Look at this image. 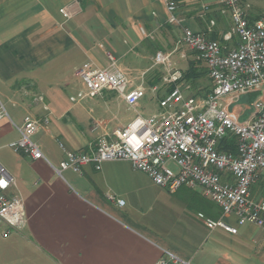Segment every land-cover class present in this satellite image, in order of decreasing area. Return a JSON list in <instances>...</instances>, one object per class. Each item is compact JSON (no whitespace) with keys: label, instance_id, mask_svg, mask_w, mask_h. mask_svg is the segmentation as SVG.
<instances>
[{"label":"crops","instance_id":"1","mask_svg":"<svg viewBox=\"0 0 264 264\" xmlns=\"http://www.w3.org/2000/svg\"><path fill=\"white\" fill-rule=\"evenodd\" d=\"M242 1L252 5V15L264 14L262 0ZM177 2L180 24L169 23L162 0H0V103L8 113L0 119V163L15 178L28 217L26 228L0 232V264H156L166 252L189 264H264V229L223 216L198 189L169 192L126 160L104 162L100 170L89 165L83 174H59L51 165L65 157L59 142L68 150H88L136 117H122L128 106L112 90L71 101L84 89L76 72L86 63L104 68L112 52L131 88L142 84L146 96L162 98L169 87L156 72L162 73L156 53H170L183 72L196 60L179 44L184 28L227 48L237 45L236 37L223 38L232 20L220 0ZM66 6L74 11L69 19L60 12ZM194 87L187 94H204ZM226 101L243 116L249 113L242 112L241 100ZM29 114L49 119L34 135L45 158L9 146ZM200 212L223 217L238 233L208 229Z\"/></svg>","mask_w":264,"mask_h":264},{"label":"built area","instance_id":"2","mask_svg":"<svg viewBox=\"0 0 264 264\" xmlns=\"http://www.w3.org/2000/svg\"><path fill=\"white\" fill-rule=\"evenodd\" d=\"M162 2L169 23L180 24L177 0ZM220 2L222 12L229 13L232 20V27L223 38L236 37L235 47L227 48L189 28H184L179 41L205 63L212 87L206 95L187 94L191 84L183 79V71L173 65L171 54L163 51H158L154 60L164 69L162 81L169 88L159 99L158 111L148 116L139 111L146 87L141 84L131 88L132 81L112 52L106 53V67L86 63L77 70L84 89L71 96L72 102L112 90L134 110L136 117L127 127L99 137L88 150H68L59 142L65 157L57 166L51 164L57 173L72 170L83 174L89 165L100 170L104 162L126 160L167 191L198 189L220 207L223 216L233 215L239 225L253 223L264 229V195L257 196L252 191L264 177V16L251 21L250 4L242 0ZM60 12L66 19L74 13L72 6L63 7ZM250 93H258V97L245 116L226 101L230 96L232 102H239L241 96ZM4 116L8 113L0 103V119ZM48 122V118L26 115L18 126L20 137L9 146L33 159L45 158L34 135ZM226 137L236 138L235 152L219 148ZM110 198L119 206L125 204L120 197ZM197 218L210 230L238 233V228L223 217L214 219L200 212ZM27 225L25 201L16 180L0 163V232L8 236L12 230ZM156 264L189 263L166 252Z\"/></svg>","mask_w":264,"mask_h":264},{"label":"rangeland","instance_id":"3","mask_svg":"<svg viewBox=\"0 0 264 264\" xmlns=\"http://www.w3.org/2000/svg\"><path fill=\"white\" fill-rule=\"evenodd\" d=\"M262 2L264 3V0H262ZM244 3L250 4L248 2H244ZM251 9H252V5L250 4L249 12H251ZM195 62H196L197 70L199 71L201 76L193 82V85L195 86L194 89H195L196 93L203 92L205 94L210 88V79H209V75L207 72V68L205 66V63L203 61H201L200 59H197V57H196ZM160 67H162V66H160ZM161 70H162V73L159 70H157L156 72L158 74L164 75V69L162 68ZM161 96H162V94L160 93L159 95L154 96V98L152 99L150 97V94H148L145 98L142 99L141 107H139V111H141L142 114H144V115H150V114H153L156 111H158V108H159V100L158 99H160ZM257 97H258V93L256 95H253V93H250V94L241 96L240 100L243 103H246V106H244V109L242 112H244V111L248 112L249 106L252 104L253 100ZM134 114H135L134 110L127 107L125 110H123L122 117L130 120V119H132ZM257 192L259 193L258 189H257Z\"/></svg>","mask_w":264,"mask_h":264},{"label":"trees","instance_id":"4","mask_svg":"<svg viewBox=\"0 0 264 264\" xmlns=\"http://www.w3.org/2000/svg\"><path fill=\"white\" fill-rule=\"evenodd\" d=\"M261 16H254L250 13L249 19L251 21L260 18ZM208 72V70H207ZM201 76V74L199 73V71L197 70L196 67V62L192 63L191 66L189 67V69L185 72H183V79L186 80L187 82L193 84V82L199 78ZM211 86L209 88V90L203 94L206 95L208 92L211 91ZM257 93H253V95H256ZM219 148L221 150H226V151H230V152H235L236 151V138L235 137H226L224 138L220 145ZM257 189L259 190V193L257 192ZM253 194L258 195V194H264V177L261 181H259L256 185L253 186L252 188Z\"/></svg>","mask_w":264,"mask_h":264}]
</instances>
